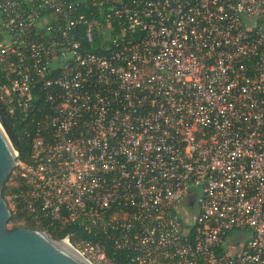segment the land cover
<instances>
[{
    "label": "built area",
    "instance_id": "obj_1",
    "mask_svg": "<svg viewBox=\"0 0 264 264\" xmlns=\"http://www.w3.org/2000/svg\"><path fill=\"white\" fill-rule=\"evenodd\" d=\"M0 99L12 218L91 264H264V0H0Z\"/></svg>",
    "mask_w": 264,
    "mask_h": 264
},
{
    "label": "water",
    "instance_id": "obj_2",
    "mask_svg": "<svg viewBox=\"0 0 264 264\" xmlns=\"http://www.w3.org/2000/svg\"><path fill=\"white\" fill-rule=\"evenodd\" d=\"M17 158L0 121V264H91L67 241L54 238L46 230L10 227L12 211L4 189L17 166Z\"/></svg>",
    "mask_w": 264,
    "mask_h": 264
},
{
    "label": "trees",
    "instance_id": "obj_3",
    "mask_svg": "<svg viewBox=\"0 0 264 264\" xmlns=\"http://www.w3.org/2000/svg\"><path fill=\"white\" fill-rule=\"evenodd\" d=\"M0 121L8 134L15 149L19 152L21 159H28L31 153V137L27 134L30 130L28 121H22L17 112L10 114L8 105L6 102L0 99ZM31 134V133H30ZM13 176L10 177L7 185L4 189V196L7 197L11 192L15 191L16 186L13 185ZM10 183V184H9ZM34 221L26 217L24 220L14 216L11 219L13 226H23L38 229L34 225ZM42 230H46L51 236L57 239H63L66 236L65 232H57L51 228L40 227Z\"/></svg>",
    "mask_w": 264,
    "mask_h": 264
},
{
    "label": "rangeland",
    "instance_id": "obj_4",
    "mask_svg": "<svg viewBox=\"0 0 264 264\" xmlns=\"http://www.w3.org/2000/svg\"><path fill=\"white\" fill-rule=\"evenodd\" d=\"M10 184V183H9ZM13 226V224L12 223H10V227H12Z\"/></svg>",
    "mask_w": 264,
    "mask_h": 264
}]
</instances>
